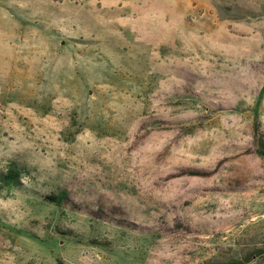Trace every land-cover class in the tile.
I'll return each mask as SVG.
<instances>
[{
    "label": "rangeland",
    "instance_id": "1",
    "mask_svg": "<svg viewBox=\"0 0 264 264\" xmlns=\"http://www.w3.org/2000/svg\"><path fill=\"white\" fill-rule=\"evenodd\" d=\"M261 152L264 0H0V264H264Z\"/></svg>",
    "mask_w": 264,
    "mask_h": 264
},
{
    "label": "trees",
    "instance_id": "2",
    "mask_svg": "<svg viewBox=\"0 0 264 264\" xmlns=\"http://www.w3.org/2000/svg\"><path fill=\"white\" fill-rule=\"evenodd\" d=\"M260 126L256 123L255 134L259 139ZM264 154V152H261ZM26 168L20 166L17 163H11L5 170H0V181L6 185L21 186L22 178L25 175ZM68 192L65 189H61L58 193L49 194L46 196L47 200L55 205H61L63 200L67 197Z\"/></svg>",
    "mask_w": 264,
    "mask_h": 264
}]
</instances>
